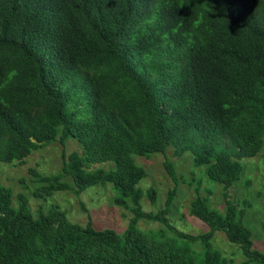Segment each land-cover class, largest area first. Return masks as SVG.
<instances>
[{
    "label": "trees",
    "instance_id": "obj_1",
    "mask_svg": "<svg viewBox=\"0 0 264 264\" xmlns=\"http://www.w3.org/2000/svg\"><path fill=\"white\" fill-rule=\"evenodd\" d=\"M68 139L80 152L62 151L58 174L30 170L32 197L110 184L132 218L119 235L72 224L55 205L34 216L26 195L13 206L0 186V264H264L245 225L250 204L230 195L241 161L264 154V0H0V163ZM169 148L221 186L218 210L201 181L186 183H196L188 214L203 234L166 218L179 181L168 160L175 187L163 208L140 205L157 192L138 187L145 170L133 156ZM140 220L164 227L143 232ZM216 232L242 261L214 248Z\"/></svg>",
    "mask_w": 264,
    "mask_h": 264
},
{
    "label": "rangeland",
    "instance_id": "obj_2",
    "mask_svg": "<svg viewBox=\"0 0 264 264\" xmlns=\"http://www.w3.org/2000/svg\"><path fill=\"white\" fill-rule=\"evenodd\" d=\"M158 22V16L154 13L151 19L144 23L143 28L156 27ZM62 151L65 155H69L72 152H80V147L75 140L68 139L63 145L54 142L31 152L23 163H0V186L11 191L13 206H16L15 196L22 193L28 198V206L34 216L40 205L41 210L45 212L51 205H55L65 213L67 220L72 224L85 227L89 223L96 230L108 229L121 235L132 214L113 204L116 191L110 184L96 185L80 194L66 190L42 199L32 197V192L39 187V184L33 180L30 170H35L44 176L58 174L62 163ZM133 160L137 166L145 170V177L138 187L143 191L153 188L157 192L154 203L145 197L141 199L140 205L144 212L156 213L162 209L166 195L175 187L163 166V162L168 160L173 165L175 176L179 181L171 211L166 218L175 229L185 234L195 236L208 231L205 225L188 214L189 204L195 197L196 183L193 182L191 186L186 183L192 180L201 181L200 193L205 195V191H210V203L214 209L218 210L223 208L221 186L200 175L199 170L192 166L190 154L185 153L178 158L173 156L172 149L169 148L165 154H154L150 157L133 156ZM241 164L243 166L241 178L230 190V195L232 198L235 196L240 206H243L244 201L250 204L247 208L245 225L252 232L253 248L264 253V193L259 194L260 191L264 192V154L242 160ZM110 166L111 164L104 163L94 165L92 168L108 169ZM63 181L71 184L70 179ZM137 226L143 232H156L164 227L157 222L146 220H140ZM168 234L171 235V233ZM212 244L227 258H233L235 262L243 260L240 251L227 242L223 233L216 232Z\"/></svg>",
    "mask_w": 264,
    "mask_h": 264
}]
</instances>
